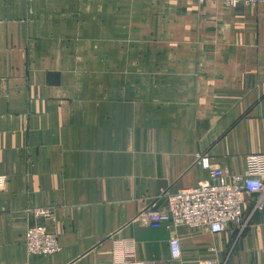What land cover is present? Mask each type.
I'll list each match as a JSON object with an SVG mask.
<instances>
[{
  "label": "crops",
  "instance_id": "0c3cea01",
  "mask_svg": "<svg viewBox=\"0 0 264 264\" xmlns=\"http://www.w3.org/2000/svg\"><path fill=\"white\" fill-rule=\"evenodd\" d=\"M255 152L264 1L0 0V264H264L252 196L218 233L138 217L163 189L209 176L198 153L242 171ZM34 224L58 251L28 250Z\"/></svg>",
  "mask_w": 264,
  "mask_h": 264
},
{
  "label": "built area",
  "instance_id": "2783aa9c",
  "mask_svg": "<svg viewBox=\"0 0 264 264\" xmlns=\"http://www.w3.org/2000/svg\"><path fill=\"white\" fill-rule=\"evenodd\" d=\"M227 4L260 3L264 0H223ZM196 160L209 169V176L201 178L194 185L176 191L163 189L138 217L153 226L169 223L174 226L186 224L191 227H207L211 232L225 230L231 221H241L244 203L252 196L255 208L264 207V152L246 155L242 171H232L211 161L208 153H198ZM5 175H0V185ZM165 200V203H161ZM38 215L54 219L50 207L36 208ZM242 226L246 225L241 222ZM26 246L31 253L50 254L59 250L60 242L56 232L44 224L30 225L26 231ZM173 258L182 257V241L179 236L169 239ZM115 264H163L154 260L126 259ZM184 264H217L212 258L187 259Z\"/></svg>",
  "mask_w": 264,
  "mask_h": 264
}]
</instances>
